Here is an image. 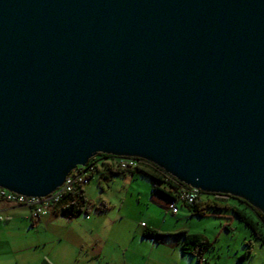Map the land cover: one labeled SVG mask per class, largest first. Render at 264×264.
I'll return each mask as SVG.
<instances>
[{"label": "water", "instance_id": "95a60500", "mask_svg": "<svg viewBox=\"0 0 264 264\" xmlns=\"http://www.w3.org/2000/svg\"><path fill=\"white\" fill-rule=\"evenodd\" d=\"M97 154L264 214V0H0V187Z\"/></svg>", "mask_w": 264, "mask_h": 264}, {"label": "rangeland", "instance_id": "374dc122", "mask_svg": "<svg viewBox=\"0 0 264 264\" xmlns=\"http://www.w3.org/2000/svg\"><path fill=\"white\" fill-rule=\"evenodd\" d=\"M96 177L84 186L90 203L89 215L72 220L60 216L51 226H32L21 217L0 222V243L10 249H0V261L264 264V245L232 210L206 209V215L198 217L179 204L180 212L174 215L151 201L152 188L146 177L132 182L121 175L106 179L96 174ZM230 203L241 207L236 201ZM104 205L107 209L97 214ZM142 222L155 224L166 235L180 232L202 235L210 247L199 263L191 254L182 252V238L166 236L160 242L144 238Z\"/></svg>", "mask_w": 264, "mask_h": 264}, {"label": "trees", "instance_id": "16d2710c", "mask_svg": "<svg viewBox=\"0 0 264 264\" xmlns=\"http://www.w3.org/2000/svg\"><path fill=\"white\" fill-rule=\"evenodd\" d=\"M111 157V155L97 154L95 156V159L90 160L89 164L96 163L97 165H95V173L99 174L100 177L106 179L111 175L113 177L122 175L124 173L140 174L146 178H149L152 182V190L154 191V194H152V196H156V194H158V199L165 200L164 203L158 199L151 198V201L161 208L168 209L167 201L171 199L175 200L181 193L183 188H185L186 186L176 180L171 175H169L168 173H166L161 168L144 159H140L139 166H137L134 171L130 172L119 171L113 165L102 162L103 160L110 159ZM204 197V200L203 198H201V200L194 205L188 206L182 204L181 206L187 207L192 213V216L198 217L205 216L206 209H230L244 224V226L252 232L255 238L258 239L260 243L264 245V214H262L254 207L250 206L247 202L243 201L242 199H238L229 195L205 194ZM231 201H236L241 207L231 204ZM60 206V210H62V213L69 218L77 217L82 213H88L90 210V203L86 198L84 186L76 185L73 191L67 194L60 201ZM105 209L106 207L104 205V207L100 210ZM142 236L145 238L148 237L154 242H160L166 236H172L176 239L182 238V252L191 254L194 258H196L197 262L199 263L203 260L204 254L210 247V242L207 238L202 235L189 234L187 232H180L179 234L174 235H166L158 230L148 228L146 227V225L142 232Z\"/></svg>", "mask_w": 264, "mask_h": 264}, {"label": "built area", "instance_id": "2783aa9c", "mask_svg": "<svg viewBox=\"0 0 264 264\" xmlns=\"http://www.w3.org/2000/svg\"><path fill=\"white\" fill-rule=\"evenodd\" d=\"M92 159H95V157ZM139 160L140 158L132 156H112L110 159L103 160L102 162L113 165L119 171L130 172L134 171L137 166H139ZM89 162L85 166H78L72 170L62 185L46 197L38 198L24 196L0 187V202L30 209L33 220L50 215L54 211L60 209V201L67 194L71 193L76 185L85 186L96 177L95 165L97 164H89ZM151 194H154L153 190ZM204 196L205 193L200 189L185 186L175 200L171 199L167 201V208L176 215L182 204L188 206L194 205ZM141 225L143 227L145 226L144 223Z\"/></svg>", "mask_w": 264, "mask_h": 264}, {"label": "crops", "instance_id": "0c3cea01", "mask_svg": "<svg viewBox=\"0 0 264 264\" xmlns=\"http://www.w3.org/2000/svg\"><path fill=\"white\" fill-rule=\"evenodd\" d=\"M121 176H123V178H127L128 177L131 182L135 181V179L137 180L138 177H144V176H142L140 174H133V173H124ZM146 179L150 183L151 188H152L151 180L149 178H146ZM157 195L158 194H156V196H152V194H150L149 197H150V199L151 198L152 199H158ZM158 200H160L161 202L165 203V200H161V199H158ZM105 210H100L99 212H97V214H102ZM179 212H180V209H179V211H178V213L176 215H178ZM82 214L89 215V212L88 213H82ZM82 214H80V215H78L77 217H74V218H69V217L65 216L62 213V210L59 209V210L53 212L50 215L43 216V217H41V218H39L37 220H33L32 217H31L30 209L24 208V207L8 205L6 203L0 202V222H3L5 220L9 221V220L21 217V218H23L25 220H29L31 222L32 226L38 225V224H45V225L51 226L50 224H52L60 216H62L64 219L72 220V219L79 218ZM87 219H88V223H89L90 219L88 217H86V220ZM142 223H144L146 225V227H148V228H152V229L158 230L157 227L155 226V224L145 223V222H142ZM91 226H94V224L91 223ZM141 228H142L141 232H143L144 228L143 227H141ZM158 231H160V230H158ZM0 249H2L4 251H7V249H8V251H10V249L8 247L5 248L4 244H2V243H0ZM64 262H65V264H72L73 262L78 263L80 261H64ZM64 262H57V261H0V264H64Z\"/></svg>", "mask_w": 264, "mask_h": 264}, {"label": "clouds", "instance_id": "9594fccd", "mask_svg": "<svg viewBox=\"0 0 264 264\" xmlns=\"http://www.w3.org/2000/svg\"><path fill=\"white\" fill-rule=\"evenodd\" d=\"M91 159H92V158H91ZM91 159H90V160H91ZM148 162H149V161H148ZM150 163H151V162H150ZM205 194H206V193H205ZM141 227H143V226L141 225ZM144 227H145V226H144ZM144 227H143V228H144Z\"/></svg>", "mask_w": 264, "mask_h": 264}]
</instances>
